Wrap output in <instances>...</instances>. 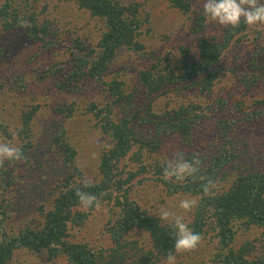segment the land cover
I'll return each instance as SVG.
<instances>
[{"label":"trees","instance_id":"16d2710c","mask_svg":"<svg viewBox=\"0 0 264 264\" xmlns=\"http://www.w3.org/2000/svg\"><path fill=\"white\" fill-rule=\"evenodd\" d=\"M57 1L58 3H51L53 0H46L36 12L35 4H39V0H3L0 4V26L4 31L24 30L27 33L26 38L42 43L45 49L51 50L59 40V29L66 15L65 5L70 3L89 12L92 17L99 18L103 30L94 46L86 44L79 37L71 38V69L57 67L67 70V73L66 79L56 85L61 91H73L80 90L87 84H95L103 88L105 94L101 99L90 101L85 107L81 105L84 101H72L55 109V113L64 119L72 120L83 116L89 124V130L84 134L83 125L82 128L78 127L81 134L75 135L70 134L67 127L60 126L49 139L47 150L51 154V150H54L55 160L63 164L68 173L56 190L51 209L44 207L43 210V206L40 207V225L31 228L30 223L33 220L30 218L17 233H10L4 227L5 210L10 205L5 197L15 187L14 170L20 163L30 162L29 153L35 148V118L40 108L38 98L22 111L19 125L0 123V143L14 145L22 153L21 160H5L0 165V264H22L17 263L15 257L19 251L24 250L29 253H46L53 264H156L152 257L131 259L135 252L125 250L130 246L139 248V241L146 233L149 234L150 244L159 256L167 259L169 251L176 255L174 222L162 221L158 215L160 212L153 213L151 208L138 201L137 187L145 185L157 188L159 192L161 190L160 199L153 204L155 207L160 205L161 209L165 208L164 204H167L169 199L179 206L185 199L196 201L188 211L191 219L187 223L193 232L202 237L194 249L209 234L214 233L212 236L218 239L217 249L220 252L215 255L217 264H264V163L247 173H234L237 167L235 164L225 167L232 163L234 158L228 156V152L222 148L223 144L219 143L220 140L231 143L232 134L240 121H233L228 127H223L224 131L228 128L226 136L223 130L220 131L212 151L206 149L200 159L199 166L202 167L195 177H187L183 181L165 180L163 170L169 161L160 163L152 153L155 152L158 142L160 144L163 134H177L182 144L184 140L187 143L194 141L195 131L205 118V113L203 110L199 112L195 108L184 106L181 93L178 92L185 88L182 82L194 81L196 85L204 84L205 87L201 91L207 90L206 95L210 96L212 83L208 79L211 73L208 78H204V75L210 69L218 67L232 42L246 39L248 28L251 26L243 20L235 27L221 26L220 31L224 32L221 41L216 37L198 35L197 56L193 58L187 49L189 52L185 51L184 55L182 53L176 63L171 52L159 55L154 49L149 51L147 45L142 43V26L150 21L148 13L142 15V2ZM168 1L183 14L191 13L193 0ZM50 15L53 17L50 18ZM205 17L206 15H198L192 18V32H203L207 28ZM68 32L74 35L70 29ZM8 44L7 38L0 43V60L5 55ZM122 50L141 60L150 61L149 65L137 73L138 83L130 92L125 89L126 84L121 77L114 76L110 81L104 78L108 66L116 60ZM90 79H94V83ZM14 81L20 84L19 76L16 75ZM15 89L18 90V87ZM138 91H143L140 95L143 103L136 106L134 95ZM164 97L167 98L166 106L169 108L163 114L154 112L153 107L157 100ZM244 105L245 101L240 100L236 109L246 118L259 114L244 113ZM222 116L228 115L225 113ZM142 121H148L152 126L147 136L139 129ZM256 127L257 121L238 125L241 135L254 132ZM89 139L95 143L100 140L99 153L97 157H92L91 162L84 164L80 145ZM185 158L190 162L194 160L187 155ZM89 167L94 174L92 181L87 180ZM222 174L228 178V185L212 189L209 194H205L202 184L210 178L216 185V179ZM201 177L205 179L201 180ZM85 181L89 182L88 187L84 186ZM78 190L95 195L99 207L103 204L112 205L114 202V209L120 211L117 218L110 220L106 230L89 235L90 240L87 242L79 241L73 229L88 228L91 222L89 216H93L98 207L81 206L76 196ZM86 209L88 212H85ZM166 210L175 212L173 207ZM70 229L72 237H69ZM134 229L143 236L130 241L126 234L129 230L136 233ZM248 232L256 234L257 237H247L240 241V236ZM73 236L75 240L72 239Z\"/></svg>","mask_w":264,"mask_h":264},{"label":"rangeland","instance_id":"374dc122","mask_svg":"<svg viewBox=\"0 0 264 264\" xmlns=\"http://www.w3.org/2000/svg\"><path fill=\"white\" fill-rule=\"evenodd\" d=\"M33 1V0H31ZM46 0H39L36 5V12L41 8ZM130 2L131 0H126ZM142 2V15L148 13L150 21L144 23L142 30L144 34L141 37L142 43L147 45V49L156 50L159 55H165L171 52V55L178 63L181 55L185 51L189 52L194 58L198 54L197 42L198 35H207L208 37H216L218 41L222 40L223 31L221 25L215 23L210 17H205L207 23L206 29L203 32H192V18L205 15L203 7L204 0H193L192 10L190 14H183L182 11L173 6L168 0H138ZM3 0H0V4ZM264 2V0H261ZM51 3H58L53 0ZM66 15L62 19V24L59 29V40L57 44L52 46L51 50L44 48L43 44L31 41L27 36L26 31H4L0 26V43L5 41L6 52L0 60V123L9 122L14 125L21 123L22 111L27 105L34 103V99L38 98L40 108L35 118V148L29 153V163H20L18 168L14 170L13 180L16 184L13 190L6 195L5 199L10 203L6 208V220L4 227L10 233H17L23 228L26 221L30 218L33 220L31 228L35 225H40L42 219L40 207L43 206L51 209V204L55 197L56 190L62 184L61 181L66 177L68 170L63 164L59 163L54 158V150L52 154L49 152V139L57 132L60 126L68 128L70 134L78 135V127L82 128L85 125L84 134L89 130V124L83 116H78L72 120L64 119L63 116L55 113V109L63 103H71L77 101L85 107L90 101L101 99L104 97V90L98 85L87 84L82 86L80 90L61 91L57 87V83L66 79V71L58 69L63 66L71 69L72 50L71 38L79 37L86 44L94 46L101 36L102 23L99 18L92 17L89 12L80 10L78 7L65 5ZM191 16V18H190ZM53 16L50 15V18ZM44 19V18H43ZM49 20V19H46ZM66 21L68 24H66ZM259 27V28H257ZM251 26L248 28L246 39L236 40L232 42L230 49L223 55L218 67L210 69L204 78L210 77L211 80V95L207 96V90L202 92L204 84L196 85V82H182L185 86L181 93V98L185 107L195 108L199 112L203 110L205 118L199 123L194 141L187 143L186 140L181 143L177 134L161 137V142L156 146L155 160L160 163L169 161L176 152L184 153L192 159H200L203 154L215 145V138H218L223 127H228L233 121L249 124V122L257 121V127L254 132L241 135L238 125L232 134L231 143L227 144L222 140L219 143L223 144V149L228 152V156H233L234 161L225 167H232L235 164L237 167L234 173H247L250 169L259 168L264 163V24L260 26ZM72 31L68 32V30ZM21 33V35H19ZM52 38V37H51ZM256 38L255 40H253ZM189 51H188V50ZM47 50V51H46ZM150 61L141 60L137 56L122 50L116 60L108 66V70L104 74V78L110 81L114 76L121 77L126 84L127 92L133 91L138 83L136 78L140 69L149 65ZM58 67V68H57ZM19 76V83H15V76ZM94 79H90L92 83ZM89 82V81H88ZM207 82V81H206ZM21 85V86H19ZM18 87V90L15 88ZM143 91H138L134 95L136 98L135 105L143 103L140 95ZM240 100L245 101L242 109L244 113L259 114L248 118L236 109ZM137 103V104H136ZM167 98L158 99L154 112L163 114L169 108L166 106ZM172 107V106H170ZM228 116L223 117L222 114ZM234 113H237L236 115ZM144 117H147L144 115ZM150 119V118H149ZM139 129L143 131L145 136L152 129L150 122L142 121ZM224 131V130H223ZM228 128L224 131L225 136ZM4 137V136H3ZM100 140L95 143L89 139L80 145L83 153L82 161L87 164L92 161V157L99 153ZM226 144V145H225ZM149 155L150 152H147ZM122 166V165H121ZM202 166H199V168ZM226 167V168H227ZM230 171V170H229ZM87 180L92 181L94 174L91 167L87 170ZM217 183L213 189H219L228 185V178L220 175L216 179ZM138 201L152 212L158 213L161 210L160 205L156 207L153 204L160 199L159 193L161 190L152 188L149 185L137 187ZM2 199H0L1 201ZM116 203L112 205H101L95 211V214L90 215V225L86 229L80 230V227H75L73 233L78 235L79 241L87 242L89 235H95L109 227L110 220H114L120 215L118 209H114ZM163 209L168 207L175 208L176 216L184 217V223L187 224L191 217L188 211L181 209L179 204H175L171 199L167 204H164ZM84 209V208H83ZM85 212H88L86 209ZM159 215V214H158ZM165 222H173L171 219ZM99 226V227H98ZM136 233L129 230L126 237L130 241L137 240V237L143 236L137 229ZM214 234V233H212ZM209 234L207 238L196 248L190 251L176 253V264H217L215 255L219 254L217 249L218 239ZM110 236L109 234H107ZM247 235V236H246ZM69 237H72L71 229ZM256 238V234L247 233L240 236V241L244 238ZM75 240V237L73 238ZM108 241L110 238H107ZM239 241V242H240ZM107 245V244H106ZM139 248L129 247L125 250H131L134 256L144 259L152 257L156 264H166L167 259L159 256V253L154 250L150 244V236L146 233L139 241ZM105 246V245H104ZM144 247V248H143ZM17 263L22 264H53L48 259L46 253L37 252L29 253L26 250L19 251L16 255ZM62 263V261H57Z\"/></svg>","mask_w":264,"mask_h":264},{"label":"clouds","instance_id":"9594fccd","mask_svg":"<svg viewBox=\"0 0 264 264\" xmlns=\"http://www.w3.org/2000/svg\"><path fill=\"white\" fill-rule=\"evenodd\" d=\"M203 10L207 17H210L212 21L223 27L238 26L241 20L249 26L264 24V2H261V0H204ZM21 159L22 153L19 148L8 143H0V165L5 160ZM199 164L200 161L198 159L190 162L182 152H176L164 168L163 178L165 180L175 179L176 181H183L187 177H195L199 171ZM200 179L204 180L205 178L201 177ZM84 186L88 187L89 182L85 181ZM214 187L215 184L210 178L202 184V190L205 194H209ZM76 196L81 206L85 208H90L93 205L99 207L98 198L91 193L78 190ZM195 203L194 199H185L181 201L180 208L189 211ZM159 218L162 221L171 219L174 222L176 253L193 250L200 243L202 237L198 233L193 232L183 222V217L176 216L174 213L162 208ZM166 264H176V255L172 251L168 253Z\"/></svg>","mask_w":264,"mask_h":264}]
</instances>
